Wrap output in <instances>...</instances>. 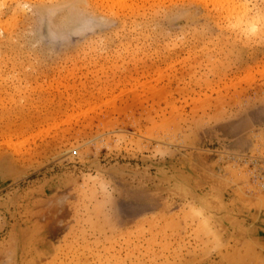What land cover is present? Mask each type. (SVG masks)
<instances>
[{
  "label": "rangeland",
  "instance_id": "rangeland-1",
  "mask_svg": "<svg viewBox=\"0 0 264 264\" xmlns=\"http://www.w3.org/2000/svg\"><path fill=\"white\" fill-rule=\"evenodd\" d=\"M0 264H264V0H0Z\"/></svg>",
  "mask_w": 264,
  "mask_h": 264
},
{
  "label": "bare ground",
  "instance_id": "bare-ground-1",
  "mask_svg": "<svg viewBox=\"0 0 264 264\" xmlns=\"http://www.w3.org/2000/svg\"><path fill=\"white\" fill-rule=\"evenodd\" d=\"M227 1H228V0H227ZM239 11H240V10H239ZM237 13H238V11H237ZM239 13H240V12H239ZM239 13H238V14H239ZM235 15H236V14H235ZM241 15H242V14H241ZM236 16H237V15H236ZM238 16H239V15H238ZM237 18H238V17H237ZM251 23H252V22H251ZM251 23H249V24H251Z\"/></svg>",
  "mask_w": 264,
  "mask_h": 264
}]
</instances>
